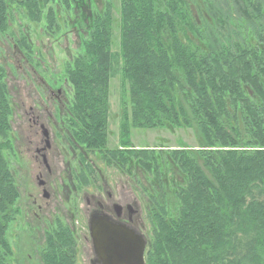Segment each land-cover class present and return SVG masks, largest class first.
I'll use <instances>...</instances> for the list:
<instances>
[{
    "label": "trees",
    "instance_id": "obj_1",
    "mask_svg": "<svg viewBox=\"0 0 264 264\" xmlns=\"http://www.w3.org/2000/svg\"><path fill=\"white\" fill-rule=\"evenodd\" d=\"M58 31L53 5L73 0H0V32L9 4ZM193 4L194 6H191ZM91 10L82 50L67 69L74 87L72 135L119 169L133 161L155 175L146 264H264V0H120ZM119 26L118 49L114 30ZM29 47L24 36L17 39ZM120 76L121 146L107 147L110 81ZM0 68V264L19 191L4 150L11 147V104ZM188 127L199 144L163 154L136 148L131 128ZM76 179L95 168L83 157ZM176 174L165 184L167 176ZM172 176V177H173ZM79 185V186H80ZM42 264H78L73 230L48 228Z\"/></svg>",
    "mask_w": 264,
    "mask_h": 264
},
{
    "label": "rangeland",
    "instance_id": "obj_2",
    "mask_svg": "<svg viewBox=\"0 0 264 264\" xmlns=\"http://www.w3.org/2000/svg\"><path fill=\"white\" fill-rule=\"evenodd\" d=\"M107 2L113 4L114 17L118 24L120 0H73L71 9L55 3L53 7L60 28L54 32L49 30L45 19L34 21L22 6L15 3L8 6V30L6 33L0 32V68L3 70V80L11 104L8 132L11 147L4 150V155L19 191L15 205L19 211L7 230V237L13 249V255L8 260L10 264H42L39 252L44 230L61 218L76 232L75 223L70 221V213L75 210L74 205L77 204L83 209L82 212L76 213L77 235L80 241L79 264H90L91 243L84 239L88 234L85 227V210L87 197L92 199L96 189L104 196L106 191H110L117 201L125 197L138 204V227L146 236L147 248L150 245L152 233L148 217L153 208L152 197L161 193L155 175L142 168L137 161H133L126 171L107 163L98 151H89L85 145L75 140L71 132L74 125V87L68 78L67 69L74 65L75 58L82 50L83 39L87 37V28L82 25V21L89 22L91 10L101 12ZM114 35L113 50H117V25ZM21 36L26 38L29 47L17 42ZM46 85L55 90L62 89L63 103L59 104L54 100ZM120 88V76L115 74L110 81L107 135V147L110 150L121 146ZM31 106L40 114L41 121L48 126L51 133L53 148L50 161L53 171L47 176L48 189L51 192L47 201L42 198L41 187L37 184L35 160L28 155L19 154L27 148L31 149V153L35 151L34 142H31L33 136L29 130L30 116L27 114ZM131 142L136 148H155L159 154L163 150L164 155L170 149L191 148L199 144L194 129L186 126L131 128ZM83 157H87L96 172L90 182L77 191L76 176L83 169ZM173 175L171 172L167 176V192L170 188L169 182L177 176ZM37 192L39 198L45 201L42 202L45 209L41 221L32 213L30 194L36 195Z\"/></svg>",
    "mask_w": 264,
    "mask_h": 264
},
{
    "label": "flooded vegetation",
    "instance_id": "obj_3",
    "mask_svg": "<svg viewBox=\"0 0 264 264\" xmlns=\"http://www.w3.org/2000/svg\"><path fill=\"white\" fill-rule=\"evenodd\" d=\"M57 103L61 104L63 103V91L62 89H53L49 88L48 85H46ZM65 105V104H64ZM46 110L49 112L48 106L45 107ZM27 114L30 116L29 118V130L32 134L33 138L31 139V142H34L35 151L31 153V149L27 148L24 150V152H20V155H28L29 157H32L33 160L36 162V179L37 184L39 187H41V193L42 198H44L45 201L49 200L51 197V192L48 189V179L47 176L52 174V163L50 161L51 158V150H52V139H51V133L46 126V124L41 121L40 114L36 113L34 110V107L31 106L30 110L27 112ZM50 114V112H49ZM51 115V114H50ZM44 130H46L47 135L44 134ZM37 139V140H36ZM75 188L77 191L81 190V181L76 180ZM80 185V186H79ZM96 193L93 194L92 199L88 198L86 199V210L85 215L87 217L86 220V226L88 229V234L85 236V241L88 243H91V258H90V264H92V260L94 259V250H93V243L92 238L90 234V218L92 215H96L98 217H107L110 221H113L115 223H118L119 225H122L123 227H129L134 229L137 233H141L145 236V234L140 230L138 227V219H140L139 212L140 208L136 202H132L129 198H123L120 200L114 199L113 194L110 191L105 192V196L102 194V192L99 189H96ZM32 197V213L36 215L37 220L41 221L43 219L42 213L44 212L45 205L42 202H45L44 200H41L37 194H30ZM46 204V203H45ZM73 208V207H72ZM75 210H70V221L72 223H75V231L74 235L77 240V244L80 243L79 237L77 235L78 233V218L76 217L77 211L82 212V206L81 205H74ZM55 223V222H53ZM50 226L48 225L47 229L44 230V236H43V243L45 242V234ZM71 227V226H70ZM72 228V227H71ZM146 237V236H145ZM42 243V246H43ZM40 247V250L42 248ZM40 255V252H39ZM77 262L79 264V247H78V256H77ZM41 259V257H40ZM42 263V261L40 260Z\"/></svg>",
    "mask_w": 264,
    "mask_h": 264
},
{
    "label": "water",
    "instance_id": "obj_4",
    "mask_svg": "<svg viewBox=\"0 0 264 264\" xmlns=\"http://www.w3.org/2000/svg\"><path fill=\"white\" fill-rule=\"evenodd\" d=\"M90 234L95 256L92 264H146L147 239L134 229L92 215Z\"/></svg>",
    "mask_w": 264,
    "mask_h": 264
}]
</instances>
